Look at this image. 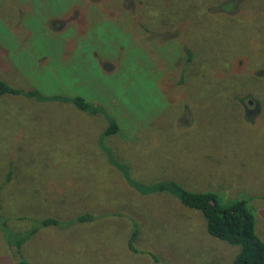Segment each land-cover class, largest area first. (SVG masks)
Listing matches in <instances>:
<instances>
[{
  "label": "rangeland",
  "instance_id": "rangeland-1",
  "mask_svg": "<svg viewBox=\"0 0 264 264\" xmlns=\"http://www.w3.org/2000/svg\"><path fill=\"white\" fill-rule=\"evenodd\" d=\"M0 81L32 92L0 96V264L33 228L31 264H231L130 179L244 198L264 240V0H0Z\"/></svg>",
  "mask_w": 264,
  "mask_h": 264
},
{
  "label": "trees",
  "instance_id": "trees-1",
  "mask_svg": "<svg viewBox=\"0 0 264 264\" xmlns=\"http://www.w3.org/2000/svg\"><path fill=\"white\" fill-rule=\"evenodd\" d=\"M191 52H188L187 60L191 59ZM5 93L25 95L32 92H23V90L10 86L4 81H0V96ZM72 101L81 109L90 108L97 111L83 97H74ZM103 114L106 116L105 112ZM109 120L112 118L109 116ZM109 128L105 131L110 134ZM130 182L142 192L167 191L181 201L184 205L200 210L207 219V230L209 234L224 240L232 245H237L238 251L235 254L231 264H264V240L255 232V215L244 198H239L227 203H221L219 196L212 191H191L175 181H162L146 185L133 179ZM91 218L90 214L79 217V220ZM43 225L58 224L56 218H45L42 220ZM38 230L33 228L29 232L9 234L7 242L9 246L16 247L17 264H31L21 252V246ZM136 238V231L129 240V246L136 250L132 242Z\"/></svg>",
  "mask_w": 264,
  "mask_h": 264
},
{
  "label": "flooded vegetation",
  "instance_id": "flooded-vegetation-1",
  "mask_svg": "<svg viewBox=\"0 0 264 264\" xmlns=\"http://www.w3.org/2000/svg\"><path fill=\"white\" fill-rule=\"evenodd\" d=\"M249 112H251V113H254V110L252 109V111L251 110H249Z\"/></svg>",
  "mask_w": 264,
  "mask_h": 264
}]
</instances>
